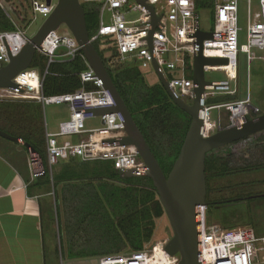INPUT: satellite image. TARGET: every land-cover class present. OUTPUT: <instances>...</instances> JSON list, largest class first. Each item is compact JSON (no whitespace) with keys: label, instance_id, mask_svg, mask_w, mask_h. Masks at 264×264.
<instances>
[{"label":"built area","instance_id":"1","mask_svg":"<svg viewBox=\"0 0 264 264\" xmlns=\"http://www.w3.org/2000/svg\"><path fill=\"white\" fill-rule=\"evenodd\" d=\"M80 4L95 3L99 6L96 31L89 35L93 43L98 38L113 40L117 51L116 61H154L159 72L169 87L180 99L188 97L193 101V61L198 51L197 31L211 32V38L202 40L201 52L205 57L225 58L226 62L218 65H204L205 71H221L231 79L238 75V56L244 54L247 70L255 54L252 47L264 50V0H257V11H253V0H78ZM58 0H28L29 23L36 15L48 17ZM199 3L201 7H212L213 22L209 30H202L199 22ZM209 4V5H208ZM153 7L157 17L153 27V17L147 6ZM245 6V18L243 15ZM0 10L10 21L12 28L0 30V68L9 62L10 56L17 55L29 41L26 31L9 15L2 1ZM137 13L128 19L127 15ZM245 19L246 43L240 44V32ZM46 57L43 72L37 69L20 71L12 81L16 88H0L2 100H31L41 104H65L69 110L68 119L58 125V130L51 133L45 124V155L51 173V167L59 161L76 158L82 162L109 161L113 167L124 171L141 170L143 161L133 145L122 144L127 136L123 122L116 112L88 111L87 109L104 108L113 105V99L103 81L88 65L80 46L70 35H58L55 30L47 33L41 48L37 49ZM36 51V52H37ZM81 56L87 68L80 72L81 87L72 92L47 95L43 92V81L51 63L73 60ZM209 86L202 95L203 137H209L233 123H241L250 112L259 113L251 105L247 87L245 97L240 90L231 91L229 80L208 81ZM89 86V88L86 87ZM211 91L207 93L206 91ZM214 91L238 95L229 101L208 104ZM211 109H223L227 114V123L223 125L221 116L211 119ZM98 116L101 126L86 128V119ZM83 135V136H82ZM68 136H78L77 142H71ZM40 157L31 154L29 166L31 176L44 173L42 165L37 166ZM207 205L196 207L197 249L200 264H264V235L256 234L252 229H225L219 225H207L205 220ZM165 241L146 244L141 249L120 253H109L98 257V264H179L178 253L170 254L165 249Z\"/></svg>","mask_w":264,"mask_h":264},{"label":"trees","instance_id":"2","mask_svg":"<svg viewBox=\"0 0 264 264\" xmlns=\"http://www.w3.org/2000/svg\"><path fill=\"white\" fill-rule=\"evenodd\" d=\"M7 1H16L18 7L23 8L24 16L20 10L17 13L21 22H24L29 14L28 0ZM204 4L199 3L198 7ZM82 8L88 35H92L98 25L99 6L83 3ZM11 28L10 21L0 10V30ZM92 44L162 172L167 176L179 154L191 117L171 100L161 83L147 85L136 66L128 65L129 61L115 62L117 51L113 40L98 38ZM45 65L46 57L37 51L28 68L43 72ZM86 68L84 59L79 55L70 61L51 63L43 81L44 94L72 92L80 88L79 74ZM86 87L89 88L88 85ZM237 97L224 94L209 100L212 104ZM255 116L257 114L248 118ZM0 130L28 143L42 158L44 173L37 178H45L44 183L51 182L59 190L62 208L70 215L68 227L75 237L83 235L85 239L90 238V242H86L88 246L76 252L77 256L139 250L151 243L158 222L164 217L168 221L148 177L121 178L112 163L105 162L102 165L96 164V161L82 162L73 158L59 161L50 173L45 155L42 107L39 103L31 100L0 101ZM250 137L253 138L241 154L245 157H239L231 150H220ZM260 169H264V130L207 152L204 168L206 211L210 204H231L242 200L243 196L253 197L257 194L252 188L259 182L248 181L237 184L238 192L232 189L233 197L227 200H209L210 181L213 178Z\"/></svg>","mask_w":264,"mask_h":264},{"label":"water","instance_id":"3","mask_svg":"<svg viewBox=\"0 0 264 264\" xmlns=\"http://www.w3.org/2000/svg\"><path fill=\"white\" fill-rule=\"evenodd\" d=\"M138 1L144 2V0ZM147 8L152 14V25L154 27L158 18L154 16L152 6L149 5ZM61 23L66 24L71 35L80 46L88 65L102 79L104 88L108 90L114 102L110 107L87 109V112H116L123 122L127 133V136L121 140V143L133 145L144 163L141 170H118V176L121 178L145 176L151 179L172 231V236L166 243L165 249L170 254H179V264H200L198 261L195 210L198 205L207 204L206 177L204 172L205 155L213 149L263 131L264 113L253 118L245 117L241 123L230 124L212 136H202V95L204 89L210 84L204 78L203 66L223 64L226 62V59L203 56L201 52L202 40L211 38L212 33L197 31L196 42L198 44V51L194 55L193 61V81L196 86L194 88V99L191 104L177 97L161 76L156 63L153 61L151 64L152 69L171 100L191 117V123L179 154L170 172L165 176L116 89L101 57L89 41L84 11L78 0H58L52 13L45 19L37 32L29 38V41L23 46L21 51L15 56H10L9 62L0 68V88H16L12 78L20 71L29 67L37 49L41 48V44L47 33L55 30ZM0 137L11 141H20L31 154L36 153L28 143L2 130H0Z\"/></svg>","mask_w":264,"mask_h":264},{"label":"rangeland","instance_id":"4","mask_svg":"<svg viewBox=\"0 0 264 264\" xmlns=\"http://www.w3.org/2000/svg\"><path fill=\"white\" fill-rule=\"evenodd\" d=\"M1 1L10 17L20 27L25 29L26 36L28 38L32 37L37 32V30L47 18L45 15L38 14L36 15L35 20L29 23L32 15L27 14L24 22H21V18L19 17L17 12H19L20 10L21 14L24 16V13H22L23 8L18 7L16 1ZM252 7L253 11L258 10L257 0H253ZM198 14L201 29L205 31L209 30L213 22L212 7H200L198 9ZM137 15V13H131L127 15V18L132 19ZM243 15L245 18V6H243ZM56 32L58 35L71 34L65 23H61L56 28ZM239 43H246L245 19L243 20V29L240 32ZM251 51L255 54V57L250 62L249 71L247 70L245 55L239 54L238 75L236 79L229 78L221 71H205L204 78L206 81H222L226 79L229 80L231 91L237 90V92H239L240 90V96L242 98L245 97L248 87L251 97V105L257 107L260 110L259 113H264V50H261L257 47H252ZM114 61L118 62L116 60ZM128 65L136 66L140 70L147 85L160 83L149 62L129 61ZM206 92L210 93L211 91L207 90ZM221 95L224 94L214 91L213 98ZM184 99L188 104L192 103V100L188 97H185ZM207 102L208 104H210L211 100L207 99ZM255 114L258 113L250 112L248 116L252 117ZM209 115L211 119H216L219 115L221 116V122L223 123V125L227 123V114L223 109H211L209 111ZM68 116L69 110L65 104H48L42 108V118L43 121H45V124L47 125L49 131H57L59 123L67 120ZM100 126L101 121L100 117L98 116L90 117L85 121V127L88 129L98 128ZM252 138L253 137H250L247 140L240 141L234 145H228L221 148L220 150L223 152L231 150L235 154L237 153L239 157H245L244 154L241 155L243 153L242 151H244V148L249 144ZM66 139L71 142H77V140H79L80 138L78 136H68ZM105 162L111 163L109 161H96L95 163H103L102 165H104L106 164ZM57 166H55V168ZM248 181H256V183L259 182L257 186H254L252 188V190L260 194H256L253 197L243 196V199L240 200V202H232L231 204H210L209 209L205 213V220L207 225L216 224L225 229L248 228L252 229L256 234L264 235V169H260L251 173H239L237 175H229L222 178H213L210 181L211 189L209 192V200H227L228 198L233 197L234 193L232 189L237 190V184L239 185L241 182ZM240 187L242 186L240 185ZM170 230L171 229H169V224L166 217L162 218L155 227L150 245L157 241H165L167 243L172 236V232ZM61 260L62 264H98V258L95 257L78 260H71L63 257V259ZM47 261V264H54V258L50 255H48Z\"/></svg>","mask_w":264,"mask_h":264},{"label":"crops","instance_id":"5","mask_svg":"<svg viewBox=\"0 0 264 264\" xmlns=\"http://www.w3.org/2000/svg\"><path fill=\"white\" fill-rule=\"evenodd\" d=\"M22 146L20 141L0 139V264H47L48 255L54 264H62L63 257L103 255L77 256L90 238L75 237L59 190L51 182L44 183L45 178L31 176L30 152Z\"/></svg>","mask_w":264,"mask_h":264},{"label":"flooded vegetation","instance_id":"6","mask_svg":"<svg viewBox=\"0 0 264 264\" xmlns=\"http://www.w3.org/2000/svg\"><path fill=\"white\" fill-rule=\"evenodd\" d=\"M258 115V114H257ZM260 194V193H259ZM258 193H257V195H259ZM254 196V195H253ZM238 202H240V201H238Z\"/></svg>","mask_w":264,"mask_h":264}]
</instances>
